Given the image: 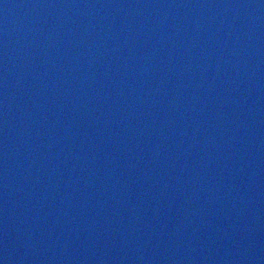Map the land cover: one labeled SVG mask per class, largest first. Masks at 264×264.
<instances>
[{"label":"water","instance_id":"obj_1","mask_svg":"<svg viewBox=\"0 0 264 264\" xmlns=\"http://www.w3.org/2000/svg\"><path fill=\"white\" fill-rule=\"evenodd\" d=\"M0 264H264V0H0Z\"/></svg>","mask_w":264,"mask_h":264}]
</instances>
